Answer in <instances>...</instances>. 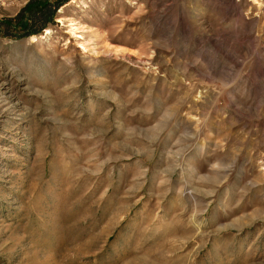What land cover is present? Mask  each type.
Wrapping results in <instances>:
<instances>
[{
    "label": "rangeland",
    "instance_id": "obj_1",
    "mask_svg": "<svg viewBox=\"0 0 264 264\" xmlns=\"http://www.w3.org/2000/svg\"><path fill=\"white\" fill-rule=\"evenodd\" d=\"M28 1L0 0V264H264V0L9 35Z\"/></svg>",
    "mask_w": 264,
    "mask_h": 264
},
{
    "label": "trees",
    "instance_id": "obj_2",
    "mask_svg": "<svg viewBox=\"0 0 264 264\" xmlns=\"http://www.w3.org/2000/svg\"><path fill=\"white\" fill-rule=\"evenodd\" d=\"M69 0H29L14 18L2 21L9 35H38L53 22L58 9ZM42 34V33H41Z\"/></svg>",
    "mask_w": 264,
    "mask_h": 264
},
{
    "label": "bare ground",
    "instance_id": "obj_3",
    "mask_svg": "<svg viewBox=\"0 0 264 264\" xmlns=\"http://www.w3.org/2000/svg\"><path fill=\"white\" fill-rule=\"evenodd\" d=\"M84 6H86L85 4H84ZM77 22L76 21H74V20H70V22H69V24H68V28H69V33L71 34V35H75L76 34V32L79 30V27L77 26Z\"/></svg>",
    "mask_w": 264,
    "mask_h": 264
}]
</instances>
